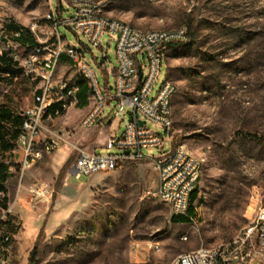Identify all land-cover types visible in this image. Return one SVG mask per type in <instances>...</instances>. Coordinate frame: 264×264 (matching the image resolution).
Returning <instances> with one entry per match:
<instances>
[{
	"label": "rangeland",
	"instance_id": "374dc122",
	"mask_svg": "<svg viewBox=\"0 0 264 264\" xmlns=\"http://www.w3.org/2000/svg\"><path fill=\"white\" fill-rule=\"evenodd\" d=\"M97 1L103 2L107 16L144 30L188 29L187 41L169 47L168 68L163 67L156 89L169 72L178 87L173 98L172 147L183 145L204 158L199 193L190 196L193 210L188 212L189 222L171 221V207L157 195L159 178L153 161H133L111 172L77 177L69 173L74 151L71 163L58 177L60 170L53 164L56 149L44 154L22 177L18 171L11 173L15 178H10V198H16L23 181V200L21 209H9L17 235L6 264H29L38 235L35 264H172L182 253L232 241L264 205V0ZM73 3L2 0L0 18L11 24V29L27 32L31 22L38 21L40 39L31 36L38 43L54 42V24L45 16L54 6L58 19L69 17ZM59 29L66 35L65 42L87 44L66 26ZM103 44L104 48L87 44L91 49L86 50L101 84L110 86L118 66L116 43L105 36ZM29 50L27 47L25 53ZM103 52L108 54L107 68L97 62ZM58 73L80 75L77 66L62 64ZM34 90L35 82L22 72L17 79H4L0 109L8 108L20 116L33 104ZM86 99L67 111L66 121L72 127L61 131L70 133V144L59 147V155L74 150V135L86 129L81 127L85 116H80L93 102L90 96ZM56 117L47 123L60 130ZM112 118L109 130L122 133L129 116ZM5 126L7 138L14 140L10 137L13 121ZM96 131L101 133L103 128ZM13 143L16 145L15 140ZM169 148L168 142L164 150ZM112 151L115 149L107 147L98 150ZM19 156L21 152L0 150V162L15 168L20 166ZM32 170L37 171L33 178ZM33 184L44 185L50 192L44 197L34 195L30 192ZM254 257L264 264V245L254 248Z\"/></svg>",
	"mask_w": 264,
	"mask_h": 264
},
{
	"label": "built area",
	"instance_id": "2783aa9c",
	"mask_svg": "<svg viewBox=\"0 0 264 264\" xmlns=\"http://www.w3.org/2000/svg\"><path fill=\"white\" fill-rule=\"evenodd\" d=\"M103 6V2L97 0H74L70 16L61 19L52 6L45 20L53 22L56 40L38 43L26 53L31 34L40 39L38 30L41 24L31 22L27 32L23 28L11 29L9 23L0 18V61L3 57L10 59L23 75L35 82L34 102L20 112L22 123L15 140L17 148L22 151L20 166L11 165L9 172L18 171L22 177L44 154L70 144V133L52 129L47 123L76 108L80 102L78 82L57 76L60 58L65 54L78 67L93 100L81 127L103 126L111 115L122 119L129 116L124 131L111 136L106 143L108 149L115 151L97 153L74 147L76 155L70 173L79 177L111 172L129 162L151 160L158 171L157 195L160 201L171 207L172 215L187 216L190 196L198 187L204 158L194 155L183 145L172 147L173 98L178 87L169 72L156 88L162 69L167 66L169 47L187 41L188 29L182 26L144 30L107 16ZM60 25L83 37L93 47L104 48L105 36L116 43L118 66L113 70L114 80L110 86L101 84L86 50L91 48L84 43L65 42L66 35L60 31ZM107 57L108 54L103 52L101 57L97 56V62L107 68ZM107 71L112 74L111 70ZM1 77L11 78L8 72L2 73L0 83L3 82ZM168 142L170 148L165 151ZM153 149L159 150L157 155L147 153ZM30 192L44 197L50 191L44 185L33 184ZM9 215V209L0 207V264L7 263L17 235L13 230L15 220ZM261 244H264V205L257 208L250 224L232 241L182 253L172 264H261L254 260V248ZM155 249L159 251L160 247Z\"/></svg>",
	"mask_w": 264,
	"mask_h": 264
},
{
	"label": "crops",
	"instance_id": "0c3cea01",
	"mask_svg": "<svg viewBox=\"0 0 264 264\" xmlns=\"http://www.w3.org/2000/svg\"><path fill=\"white\" fill-rule=\"evenodd\" d=\"M61 58H62V60H61V62H59L58 70H59V67H61V64H62V66L66 67V68L67 67L68 68H72L73 66H76L74 63H72L68 59V57L65 54H63L61 56ZM57 76L60 77V78H68V79H71L73 81H77L79 86H80L79 81L80 80L83 81L81 75L76 76V77L72 76V75H70V77H65L64 74H60L57 71ZM16 78H18V76L15 77L14 79H16ZM4 79H9L10 80L11 78H4ZM4 79H2V80H4ZM84 84H86V83H84ZM89 96L90 95H89V91L88 90L82 96H80V92H79L80 102H82V104H83L84 97L87 98L86 100H89ZM90 98H91V96H90ZM92 104H93V102L88 104V107L82 112L80 118L86 116L89 113V111L92 108ZM66 118H67V112L63 113L60 116H57L56 119H54V121H56L58 124L61 125L60 126V131L61 130H66L68 127H72V126H69L67 124ZM112 119H113L112 117L111 118L108 117L106 119V124L103 125V126H100L101 128H103V131L101 133H97L96 134V132H97L96 128L99 127V126H93L91 128H86L84 132L76 133V135H74V138L76 140V144H74V143H72V144L77 146V147H80V148L82 147L86 151L99 153L98 150L100 148H105L106 147V143H107L108 139L111 136L116 135V134H118L120 132V130H116V129L115 130H109V126L112 124ZM60 150H62V148H58L56 150V153H55V156H54V160H53V164L55 165V162H56V167L59 170L62 169V167L67 162L69 157H71V155L74 153V150L70 148V149H68L66 151H62L61 155H59L58 153H59ZM11 151L13 153L22 152L19 148H17V146L14 149H12ZM20 160H21V158L19 156V160H17V161L20 162ZM39 160H37V161H39ZM4 164H8V163L4 162ZM10 166L11 165H9L8 167H10ZM7 173H8V176H7L5 185H4L6 190H5V192L0 191V205H2L3 197L6 196L8 198V202H7L8 209H16V210L17 209H21V207H22L21 200H23L22 197H21L23 195L22 190H21V186L23 185V181L20 183L21 185H20V188H19L18 192L16 193V198H14V200L12 201V199L10 198V191L8 190V188L10 186V184H9L10 178H15V177L11 176V173L9 172V168L7 170ZM36 173H37V171H35V170L31 171L32 178H33V176L37 175ZM32 178H31V180H32ZM15 200H16V203H15ZM13 202H14V204H13ZM12 204H13V208H12Z\"/></svg>",
	"mask_w": 264,
	"mask_h": 264
},
{
	"label": "trees",
	"instance_id": "16d2710c",
	"mask_svg": "<svg viewBox=\"0 0 264 264\" xmlns=\"http://www.w3.org/2000/svg\"><path fill=\"white\" fill-rule=\"evenodd\" d=\"M9 27L11 28L12 25L9 24ZM28 48L31 49L34 46L38 45V42L33 38H29L28 39ZM9 73L11 76V79H14L15 77H17L19 75V73L22 72V70L20 68H17L15 63H13L10 59L3 57L1 58L0 61V74L2 73ZM1 79H4V77ZM80 96H82L85 92H87L88 87L86 84H84V80H80ZM9 121H13V124L15 125V127L13 128L10 137L12 139H16V137L18 136L19 133V128L18 125L22 123V116H14L13 113L8 109V108H1L0 109V150H2L3 152H7L9 150H12L16 147L15 143H13L14 140H9L7 137L9 131L7 130V127L5 126V122H9ZM72 161V157H70L67 162L64 164V166L62 167V169L59 172V176L60 177L63 172L65 171V169L67 168V166L71 163ZM20 165V164H19ZM9 164H4L3 162H0V191L5 192V182L8 176L7 170ZM16 168H19L16 167ZM194 192L199 193V189L198 187L196 188V190ZM8 198L6 196L3 197L2 199V205H0V207L2 209H8ZM193 210V206L192 204L189 207V212H191ZM11 219H14L13 216L9 215ZM171 221L174 223H179V222H189V219L187 218V216H181V215H175L173 214L171 216ZM15 227V228H14ZM17 226L13 225V230L16 231ZM40 245L39 242V235L36 239V244L35 247L32 251V253L30 254L29 257V264H35L36 263V253L38 251V247ZM14 249V248H13Z\"/></svg>",
	"mask_w": 264,
	"mask_h": 264
},
{
	"label": "bare ground",
	"instance_id": "6f19581e",
	"mask_svg": "<svg viewBox=\"0 0 264 264\" xmlns=\"http://www.w3.org/2000/svg\"><path fill=\"white\" fill-rule=\"evenodd\" d=\"M13 204H14V202H13ZM13 204H12V208H13ZM55 219L53 218L52 220H51V222H53ZM261 245H264V244H261ZM255 258V257H254ZM251 264H253V262H251Z\"/></svg>",
	"mask_w": 264,
	"mask_h": 264
},
{
	"label": "water",
	"instance_id": "95a60500",
	"mask_svg": "<svg viewBox=\"0 0 264 264\" xmlns=\"http://www.w3.org/2000/svg\"><path fill=\"white\" fill-rule=\"evenodd\" d=\"M141 123H144L143 121ZM75 174V173H74Z\"/></svg>",
	"mask_w": 264,
	"mask_h": 264
}]
</instances>
